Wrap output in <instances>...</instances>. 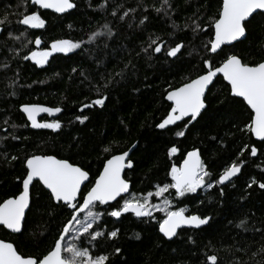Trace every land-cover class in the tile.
Masks as SVG:
<instances>
[{"label":"trees","instance_id":"trees-1","mask_svg":"<svg viewBox=\"0 0 264 264\" xmlns=\"http://www.w3.org/2000/svg\"><path fill=\"white\" fill-rule=\"evenodd\" d=\"M73 2L75 10L59 16L32 6L31 0H0V19L7 11L11 21L0 25L5 29L0 36V138L8 137L0 140V202L18 196L22 191L25 158L31 155H53L83 166L91 177V182L82 191L86 194L110 154H119L136 145L131 156L134 168L126 172L125 178L132 185L131 194L142 198L155 192L157 185L169 183L171 166H181L187 152L195 148L200 150L212 178H217L234 161L245 162L237 178L220 186L224 187L223 197L219 196V187L198 189L197 193L184 197L176 196L171 189L167 192L173 210L184 208L186 215H210L213 217L211 226L181 230L177 237L168 241L159 232L158 222L165 217L160 211L152 215L153 218H137L133 213H124L120 218L104 215L96 227L104 235L91 243L86 236L75 243L78 247H90L93 257L107 255L110 264H201L207 255L214 253L219 257L218 264H232L237 258L247 261L248 256L242 253L234 256L229 249L237 241L251 244L253 250L259 246L255 242L259 240L258 234L235 227L245 214L249 218V228L264 226V189L258 185L247 188L252 177L264 179V153L258 151L257 156L250 155V147L259 148L262 143L245 128L246 123H251V110L243 100L233 97L230 87L218 78L206 96V110L194 124L189 123L185 128L186 120L166 131L157 128L171 111V104L166 100L168 92L202 74V58L210 55L203 45L214 36V29L208 25L222 0H171L174 9L170 12L171 19L155 11L161 0H117L123 4L122 11L136 9L135 13H130L134 19L126 18L123 22L110 15L115 7L112 0H109L107 11L97 8L101 0ZM32 11L42 15L46 22L44 28L31 29L17 23L21 13ZM194 13L203 20L205 29L196 37L184 29L185 22ZM145 15L149 20L140 25L139 20ZM261 20L264 17L257 15L247 38L236 44L235 54L244 57L245 62L264 59V53L259 50L264 44ZM105 21L112 24L118 35L114 40H108L110 47L103 51H96L95 46L89 45L91 55L88 50L53 53L43 65L22 59L30 50L39 52L50 48L56 39L86 41L92 31L101 30L98 25ZM173 21L178 28L172 27ZM9 32L13 36L26 32L27 39L33 43L24 48V38L12 39ZM36 37L41 38L39 46L34 43ZM157 37L160 38L157 43L164 42L169 47L183 40L182 55L169 57L163 47L160 53L153 52L150 57L145 55L142 47L150 38ZM231 50L224 48L226 52ZM137 53H140L138 57ZM220 55L222 58L223 53ZM98 59L110 61L107 69L104 65L98 66ZM129 60L136 65L135 74L108 88L102 107L92 104L98 98L96 87L103 83L100 74L106 70L119 71ZM219 62L218 59L217 66ZM5 63L7 69L2 67ZM11 92L16 94L10 95ZM22 104L60 107L63 112L59 117L54 120L43 118L42 121L59 120L61 128L33 130L19 110ZM84 104L91 106L81 111ZM77 116L88 119L81 123ZM177 131H184L185 135L176 136ZM13 135L20 139H11ZM245 145L249 148L245 149ZM173 146L179 149L176 154L169 152ZM105 148L111 151L105 152ZM13 156L17 159L13 160ZM119 202L123 204V200ZM106 208L108 206L100 205L94 211L103 213ZM26 217L27 223L20 234H11L0 227V240L13 243L25 256L42 257L54 247L61 222L69 218V211L59 207L37 182L32 187L31 206ZM116 229H119L117 236L109 238L107 233ZM189 235L194 242L188 240ZM73 237L69 234L64 243L72 244ZM116 248L121 252L116 253Z\"/></svg>","mask_w":264,"mask_h":264},{"label":"snow or ice","instance_id":"snow-or-ice-1","mask_svg":"<svg viewBox=\"0 0 264 264\" xmlns=\"http://www.w3.org/2000/svg\"><path fill=\"white\" fill-rule=\"evenodd\" d=\"M115 7L111 9L110 15L114 20L125 21L126 18L134 19L130 13H135L136 9L129 8L122 11L123 4L117 0H112ZM32 4L39 6L41 9H52L56 13H64L67 10L76 7L73 0H32ZM100 11H107L109 8V0H101L97 5ZM155 11L171 19L170 12L174 11L171 0H161L159 8ZM10 13L7 11L3 14V19H0V25L10 24ZM264 17V0H222L219 10L215 17L211 18L208 28L214 29V36L209 40L208 44L203 45V48L210 55L202 58V74H198L195 78H190L182 86L172 89L168 92L166 99L171 102V111L166 118L160 122L157 127L165 129L169 125L176 124L177 121H182L186 117L190 118L185 122L184 127L192 121H196L201 115L202 109H205L206 90L209 85L213 84L214 78L218 74H222L223 79L230 86V93L234 97L242 98L250 108L252 115L249 116L251 123H246L245 128L254 136L260 139L261 146L250 147V155L257 156L258 151L264 153V59L245 62V58L235 54L236 44L234 42H242V38L246 39L248 30L255 20L256 16ZM149 20L147 15L139 20L140 25H145ZM18 24L31 29H40L45 27V20L38 11L30 13H21L17 21ZM264 25V20H261ZM71 27V26H70ZM100 31H92L88 35V39L73 41L71 39H56L51 42L50 48L43 51H29V54L22 57L27 61L31 59L36 65L47 63L48 57L53 53H69L73 50H88L91 55L89 45L95 46L96 51H103L110 47L108 40H114L118 35L114 31L113 26L108 21L102 25H98ZM131 28L132 24L129 23ZM174 29L179 26L172 22ZM184 29L190 30L194 37L199 36L204 29L203 20L198 13H194L185 22ZM182 29V30H184ZM5 31L0 28V32ZM9 37L15 40H21L23 37L26 42L22 41V47L26 48L32 40L27 39V33L21 32L20 36H13L11 32ZM156 39L150 38L149 43L142 47L141 51L151 56L154 53H160L162 47L167 52L169 57H177L182 55V49L185 48L183 40H179L174 46H168L164 42L157 43ZM36 46L41 44V38L36 37L34 40ZM228 46L232 50L224 51V47ZM261 53H264V44L259 46ZM12 51L15 52V49ZM221 53L223 56L221 58ZM137 57L140 53L136 54ZM220 60L217 66V60ZM104 59H98L99 65H104L107 69V63ZM7 69L8 64L2 65ZM75 72L76 69H73ZM136 65L129 60L124 62L119 71L100 74L103 83L96 87L98 98L92 101V104L103 106L107 99V89L114 84L127 80L130 75L135 74ZM83 75V73H81ZM119 78V79H117ZM15 83V81H13ZM103 89L104 91H101ZM11 92L10 95H15ZM91 105L84 104L81 108H88ZM26 114L27 120L31 122V127L34 129H52L58 130L61 128L59 120L54 122H38L36 117L39 113H59L62 111L60 107H45L38 104H22L19 109ZM77 120L81 123L88 119L87 116H77ZM7 124L8 121L5 120ZM16 127L15 124L12 125ZM243 130V129H242ZM176 136H184V131H177ZM8 137L0 138V140ZM11 139L18 140L20 137L12 136ZM135 147V145H132ZM245 149L249 146L245 145ZM131 149L122 150L119 154L112 153L106 158L103 164V170L99 172L94 184L83 194L81 191L82 185L89 180V172L83 166H78L75 163L69 162L68 159H58L53 155H31L25 158L26 175L23 178V190L18 196L4 199L0 202V226L10 229L12 232L21 233L22 227L27 223L25 210L30 207V185L34 180L42 183L48 190V194L59 207L69 211V218L61 222L59 238L55 241L54 247L42 257L25 256L21 254L13 243L0 240V264H110V258L104 254H98L93 257L90 247H78L75 243L77 239L88 238L89 243L96 241L97 238L104 235L103 232L97 231L98 222L102 216L109 215L114 218H120L124 213H133L137 218H153V211H165V217L159 221V231L168 240H172L178 236V229L191 228L202 229V226H211L213 219L210 215L202 214H185L184 208L171 210V201L167 198L163 200V204H151L150 199L153 195L156 197L162 196L170 189L178 197H184L186 194H195L198 189L210 190L213 187H219V196L225 195L224 187L227 183H231L232 178L236 177L242 171L244 161H234L230 166L226 167L217 178H212L211 173L207 170L206 165L201 160L200 150L193 149L187 152L186 158L183 160L182 166L172 165L169 171L170 182L156 186V191L147 193L142 198H137L129 192V182L122 178V172L125 168H132L133 162L129 156ZM105 152H110L109 148L104 149ZM179 151L176 146L171 147L170 154H175ZM13 160L17 157L13 156ZM264 171V169H262ZM207 178V179H206ZM253 185H258L260 189H264V179L258 180L252 177L247 184V188H252ZM128 194L125 198L124 194ZM123 200L121 205L117 198ZM115 201L113 205L110 202ZM203 203V201H201ZM100 205H107L108 208L104 212L93 211ZM86 213V214H85ZM81 214H85L83 219ZM249 218L245 214L235 225L237 229L243 232H253L254 235H259V240L255 241L259 246L254 250L251 244L237 241V244L230 246V251L235 256L237 253H242L248 256L245 261L237 258L232 264H264V226L260 228H249ZM78 226V227H77ZM73 231L79 236L73 237L72 244H65L67 237ZM119 229L107 233L109 238H115ZM190 242H194L191 235L188 236ZM234 249V251H233ZM116 253H120L121 249L116 248ZM68 253L70 255H65ZM219 257L217 254L206 256L201 264H218ZM186 264V262H182Z\"/></svg>","mask_w":264,"mask_h":264},{"label":"water","instance_id":"water-1","mask_svg":"<svg viewBox=\"0 0 264 264\" xmlns=\"http://www.w3.org/2000/svg\"><path fill=\"white\" fill-rule=\"evenodd\" d=\"M31 5L32 6H37V5H34V4H32V0H31ZM37 8H39V6H37ZM76 8V7H75ZM75 8H73V9H70V10H67L66 12H64V13H56L54 10H52V9H41V8H39V9H41V10H43V11H49V12H52V13H54V14H56V15H59V16H63V15H66V14H69L70 12H72L73 10H75ZM1 28V27H0ZM1 34H2V32H0V36H1ZM245 39H243L242 38V41H244ZM235 44H238V43H240V42H234ZM222 47H224V48H226V47H228V46H222ZM218 78H222L223 79V76H222V74H218L217 75V77H215L214 78V82H213V84L216 82V80L218 79ZM224 80V79H223ZM225 81V80H224ZM225 83L227 84V81H225ZM213 84H211V85H209V89L208 90H206V96H207V94H208V92H209V90H210V88L213 86ZM228 85V84H227ZM229 86V85H228ZM230 87V86H229ZM167 96V95H166ZM234 97V96H233ZM235 98H238V99H241V100H243L242 98H239V97H235ZM167 100V99H166ZM167 102L169 103V104H171V102L170 101H168L167 100ZM246 103V102H245ZM205 105H206V107H205V109H202V111H201V115L203 114V112L206 110V108H207V104H206V102H205ZM247 105V104H246ZM41 106H44V105H41ZM45 107H48V106H45ZM249 108V107H248ZM250 109V108H249ZM21 112V111H20ZM62 112H63V110L61 111V112H59V113H53V114H48V113H43V112H41V113H39L38 115H37V117H36V119H37V121L38 122H41V123H43V121H42V119L43 118H47V119H49V120H54L55 118H57V117H59L61 114H62ZM22 113V112H21ZM24 116H25V118H26V120H27V117H26V114H24V113H22ZM200 115V116H201ZM200 116L197 118V120L200 118ZM190 118H188V117H186L184 120H182V121H177L176 122V124H174V125H169V126H167L165 129H160V128H158V130H161V131H166V130H168V129H170V128H174V127H176L177 125H179V124H182L184 121H186V120H189ZM196 120V121H197ZM196 121H192L191 123H190V125H192V124H194ZM27 122L29 123V125H31V122L30 121H28L27 120ZM31 127V126H30ZM32 128V127H31ZM33 130H35V131H42V130H44V129H34V128H32ZM252 136H253V138L256 140V141H258V142H261L260 141V139L258 138V137H256V136H254L253 134H252ZM131 150H130V152H129V156H130V158H131V156H132V153L134 152V150L136 149V145H135V147H131L130 148ZM187 155V154H186ZM200 156H201V160L203 161V158H202V155H201V153H200ZM185 158H186V156H185ZM184 158V159H185ZM204 162V161H203ZM182 164H183V162H182ZM182 164H181V166H182ZM26 166V165H25ZM134 168V163H133V167L132 168H125L124 169V171L122 172V178H124V179H126L125 178V174H126V172H128V171H130V170H132ZM240 174H238L236 177H233L232 178V181L235 179V178H237L238 176H239ZM128 181V180H127ZM231 181V182H232ZM38 181H36V180H34L33 181V183L30 185V189H29V192H30V206H31V191H32V187H33V185L35 184V183H37ZM91 182V177H90V175H89V180L88 181H85V184L84 185H82V188H81V191H83V189H84V187L85 186H87L89 183ZM129 182V181H128ZM38 183H40V182H38ZM41 185H42V183H40ZM228 184V183H227ZM226 184V185H227ZM43 186V185H42ZM129 192L131 193V190H132V185H131V183L129 182ZM223 186H225V185H223ZM44 187V186H43ZM45 188V187H44ZM46 189V188H45ZM22 190H23V186H22ZM47 190V189H46ZM48 191V190H47ZM124 196L125 197H127L128 196V194L126 193V194H124ZM118 200H120V198L118 197L117 198ZM55 202V201H54ZM56 203V202H55ZM111 204H115L116 202L115 201H113V202H110ZM57 204V203H56ZM104 206H107V205H104ZM29 209H30V207L28 208V209H26L25 210V212H26V215H27V213H28V211H29ZM82 215V214H81ZM0 227H3V228H5L8 232H10L11 234H14V235H17V234H20V233H15V232H12L10 229H7L6 227H4V226H0ZM23 227H24V225H23ZM23 227H22V231H23ZM204 227H206V226H202V228H204ZM184 229H188V230H199V229H191V228H182V229H178L177 231H178V233L181 231V230H184ZM160 232V231H159ZM22 233V232H21ZM162 236H163V234L162 233H160ZM164 237V236H163ZM165 238V237H164ZM175 238V237H174ZM173 238V239H174ZM166 240H168L167 238H165ZM172 239V240H173ZM168 241H171V240H168ZM6 242V241H5Z\"/></svg>","mask_w":264,"mask_h":264},{"label":"rangeland","instance_id":"rangeland-1","mask_svg":"<svg viewBox=\"0 0 264 264\" xmlns=\"http://www.w3.org/2000/svg\"><path fill=\"white\" fill-rule=\"evenodd\" d=\"M176 154V153H175ZM155 192H153V194H154ZM156 196L154 195V197H151V199H150V203L151 204H160V205H162L163 204V200L165 199V198H167V199H169V197H168V195H167V192H165L162 196H160V197H156ZM138 198V197H137ZM153 198H155V200H153L152 201V199ZM170 208H171V210H173L172 209V206L170 205ZM169 209H165V211H160V212H162L163 214H165V212L166 211H168ZM94 211V210H93ZM158 211H153V213H152V215H154V214H156ZM86 214V213H85ZM84 214V215H85ZM83 215V216H84ZM83 216L81 217L82 219H83ZM78 227V226H77ZM73 236H75V235H77V236H79V234L78 233H76L75 231H73L72 233H71Z\"/></svg>","mask_w":264,"mask_h":264}]
</instances>
